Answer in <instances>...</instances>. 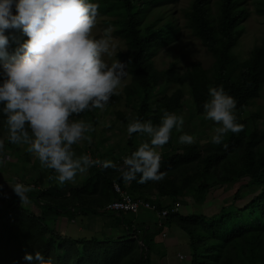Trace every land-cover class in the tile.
Here are the masks:
<instances>
[{"label":"trees","instance_id":"1","mask_svg":"<svg viewBox=\"0 0 264 264\" xmlns=\"http://www.w3.org/2000/svg\"><path fill=\"white\" fill-rule=\"evenodd\" d=\"M162 1L97 0L99 13L105 16L102 21L111 25L113 33L126 44L124 51L116 52V58L125 62L130 81L104 109L85 110L72 119L91 123L92 135L100 124L109 128L114 124L118 129L133 118L159 124L165 110L183 112L180 87L187 85L193 107L204 120L202 105L208 99L209 86L222 85L236 98L237 117L244 129L229 132L221 144L209 141L206 148L196 140L190 145L175 144L171 135L168 148L163 146L161 155L160 170L166 176L158 182L128 183L116 169L94 165L81 181L60 184L52 178L56 175L54 170L43 167L38 179L28 184L36 186L27 193L28 203L19 206L21 199L17 196L0 207V264H27L25 253L36 251L52 257L55 264H153L156 236L162 237L171 226L187 237L188 264H264V124L258 123L262 114L257 110L245 115V109L264 90V40L239 60L232 49L243 29L241 22L249 13L246 0H218L215 11L211 10L210 0H191L184 9L185 25L213 56V64L205 68L193 63L178 71L171 63L159 70L152 56L177 39L180 32L173 13L154 8ZM252 2L259 13H264V0ZM5 34L9 36L10 54L27 39L20 29H6ZM173 84L178 87L168 93ZM122 99L130 102L131 113L116 110L114 118L106 117L108 106ZM178 131L179 135L184 134L181 129ZM137 134L128 135L127 146L119 153H100L96 146L92 157L110 159L122 166L123 157L138 147ZM7 136L4 117L0 115L3 152L12 149L23 156L29 154L10 143ZM115 182L131 194L150 199L158 209L169 208L184 197L201 204L211 190L238 185L231 199L219 203L210 213L183 214L179 208L166 215L158 226L156 216L150 225L135 222L133 213L102 209L115 195ZM98 215L106 216L104 230L90 237L67 236L48 222L59 216L71 220Z\"/></svg>","mask_w":264,"mask_h":264},{"label":"clouds","instance_id":"2","mask_svg":"<svg viewBox=\"0 0 264 264\" xmlns=\"http://www.w3.org/2000/svg\"><path fill=\"white\" fill-rule=\"evenodd\" d=\"M15 9V12L13 11ZM100 5L97 0H0V115L4 117L7 139L26 145L44 168L56 173L60 184L74 182L94 165L119 171L123 181H161V153L173 129H181L184 116L165 110L159 124L133 118L127 134L146 135L122 166L110 159L78 155L73 146L90 140L91 123L72 119L85 110L104 109L113 95L124 87L126 64L116 55L111 25L94 35ZM6 29H20L27 39L11 54ZM203 103L206 120L213 121L211 142L221 144L226 135L241 132L245 125L237 117V100L222 85L209 86ZM182 144L195 142L193 135L179 136ZM226 146V145H225ZM4 140L0 139V152ZM3 160L0 159V164ZM21 201H28L31 185L12 184ZM27 264H55L52 257L26 252Z\"/></svg>","mask_w":264,"mask_h":264},{"label":"rangeland","instance_id":"3","mask_svg":"<svg viewBox=\"0 0 264 264\" xmlns=\"http://www.w3.org/2000/svg\"><path fill=\"white\" fill-rule=\"evenodd\" d=\"M191 0H164L156 5L154 8L160 10H166L173 13L174 17L177 19L178 26L180 27V32L177 35V39L159 48L155 55L152 56V61L154 66L159 69L167 68L171 63H175L178 71H184L193 63H200L205 68H210L213 64V56L206 51V49L201 45L198 38L190 33V30L185 25L184 9L189 6ZM216 1L210 0V7L212 11L216 9ZM245 6L249 11L248 16L241 22V27H243L237 43L233 47L232 51L239 60L245 59L253 46L261 43L264 40V13H259L255 9V5L252 0H246ZM105 16L99 14L97 19V26L94 29V35H102L103 30L108 27L102 20ZM114 42L116 44L115 52L118 50L124 51L126 49V44L123 39L118 37L112 32ZM109 60L117 59L116 55L107 58ZM130 75L127 72V76L124 80V86L129 83ZM178 84H173L169 89L168 93L173 91ZM181 88V97L183 101V112L184 124L181 130L184 133H188L194 136L195 140L202 148H206L208 142L211 141L212 129L216 126L213 121L202 120L200 114H198L194 107L190 96L189 87L183 85ZM123 90V88H122ZM122 90L119 92L121 93ZM109 113L106 117L109 119L114 118L115 111L121 110L126 113H131L133 108L130 106V102H125L122 99L120 102H113L108 106ZM259 111L262 116L259 118L258 123L260 125L264 124V90L262 91L260 97L256 98L250 106L245 109V115L250 112ZM105 117V118H106ZM251 120H249L250 123ZM119 125V124H118ZM127 125L123 124L117 129V125H112L110 128L107 125H98L95 135H92L90 131L87 133L91 137L90 140L81 141L79 144L73 146L74 150L78 155L80 154H90L92 156V151L98 147L100 153L105 152H115L119 153L122 149L127 146ZM180 130V129H179ZM179 131L173 129L172 131V141L175 144H182L179 142ZM136 142L139 145L141 142L149 139L146 135L140 133L136 136ZM21 152L27 150L26 145H18ZM165 147L168 145L165 144ZM110 147V148H109ZM168 148V147H167ZM164 147H158L162 155ZM107 154L105 155V157ZM24 157V158H23ZM0 159L3 163L0 164V207H5L6 202L10 199H17V194L12 188V184L15 182H23L26 185L33 180L38 179L39 172L43 170L39 160L35 157L33 153L18 154V152L12 149L6 152H0ZM97 159V157H95ZM83 174H78L75 181L79 182L83 178ZM45 179V178H44ZM32 189L35 187L30 184ZM238 183L233 186H222L218 187L206 196L204 203H194L190 197L179 198L180 213L187 214L190 212H203L210 213L219 203L229 201L233 195L234 189L237 187ZM244 191V193H246ZM249 192V191H248ZM7 199V201H6ZM4 200V202H3ZM28 201L18 202L19 206H24ZM33 207V205H32ZM213 208V209H212ZM132 215V214H129ZM106 216H89L88 218H75L73 221H68L66 216H59L55 220L53 219V225L50 226L60 231L61 233L70 237H90L92 235H99V233L104 230V222ZM135 221L146 222L152 225L155 221V212L147 209H140L137 214H133ZM50 224V223H49ZM167 235L165 238H161V242L164 244L160 245V249L157 245L155 252L152 254L153 264H188L189 261V246L187 244L186 235L174 226L168 227ZM156 236V240L160 238ZM168 245V247H166ZM158 248V249H157ZM177 252V255H176ZM178 253L182 254V257H178ZM166 255V256H165ZM184 255V256H183ZM169 256V257H168ZM173 260V261H172Z\"/></svg>","mask_w":264,"mask_h":264},{"label":"built area","instance_id":"4","mask_svg":"<svg viewBox=\"0 0 264 264\" xmlns=\"http://www.w3.org/2000/svg\"><path fill=\"white\" fill-rule=\"evenodd\" d=\"M113 190L115 195L110 202L103 206V210L108 212L125 211L133 214H137L140 209L153 210L156 213L158 226H161L166 215L178 211L181 205L179 201H175L171 203L169 208L164 207L158 209L156 203L152 202L150 199H146L137 194H131L116 182L113 185ZM162 235L165 236L166 233L163 232ZM180 257H182V255H180Z\"/></svg>","mask_w":264,"mask_h":264},{"label":"crops","instance_id":"5","mask_svg":"<svg viewBox=\"0 0 264 264\" xmlns=\"http://www.w3.org/2000/svg\"><path fill=\"white\" fill-rule=\"evenodd\" d=\"M3 202H4V200H3ZM155 216H156V215H155ZM88 217H89V216H88ZM88 217H86V218H88ZM53 219L55 220V218H53ZM53 219L51 218V219L48 221V222L50 223V225L53 223ZM68 221H70V222L73 221L72 223H74L75 219H71V220H68ZM134 221H135V220H134ZM135 222H137V221H135ZM52 225H53V224H52ZM166 229H167V228H166ZM164 232H165L166 235H167V230H165ZM161 235H162V234H161ZM166 235H165V236H166ZM165 236L162 235V237H159L160 240H159V241L157 240V242H158L157 245H158L159 249H160V245H162V246L164 245V244L161 242V241H162L161 238H165ZM159 238H158V239H159ZM166 247H168V245H167ZM157 249H158V248H157ZM176 255H177V252H176ZM180 255H182V254L178 253V257H180ZM165 256H166V255H165ZM183 256H184V255H183ZM168 257H169V256H168ZM180 258H181V257H180ZM172 261H173V260H172Z\"/></svg>","mask_w":264,"mask_h":264}]
</instances>
